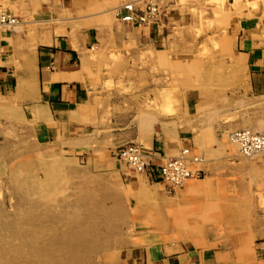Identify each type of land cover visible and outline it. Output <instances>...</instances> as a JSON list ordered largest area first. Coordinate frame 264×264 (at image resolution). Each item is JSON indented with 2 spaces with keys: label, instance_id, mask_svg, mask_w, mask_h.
Instances as JSON below:
<instances>
[{
  "label": "crops",
  "instance_id": "0c3cea01",
  "mask_svg": "<svg viewBox=\"0 0 264 264\" xmlns=\"http://www.w3.org/2000/svg\"><path fill=\"white\" fill-rule=\"evenodd\" d=\"M128 1L0 0V10L17 19L0 25V121L25 130L39 144L56 146L64 157L86 156L93 168L90 193L97 210L114 220L107 224L137 227L152 225L138 222L137 212L166 199V185L119 168L114 156L119 146L139 142L163 157L189 148L202 156L192 169L207 177L226 158L234 165L242 162L227 140L230 130L264 127V2L236 28L237 59L225 62L232 68L227 76L232 72L233 78L226 98L219 99L217 91L206 95L193 90L179 111L172 93L163 110L158 91L157 107L147 111L140 102L132 110L124 106L128 93L115 84L127 80L108 73L111 62H95L96 49L105 32L123 26L163 45L181 10L176 0H153L160 7L158 19L134 25L118 16ZM245 162L264 179V154ZM249 209L256 213L248 224H235L215 246L184 248L144 240L142 245L129 243L125 257L132 264H264V192L251 196Z\"/></svg>",
  "mask_w": 264,
  "mask_h": 264
},
{
  "label": "rangeland",
  "instance_id": "374dc122",
  "mask_svg": "<svg viewBox=\"0 0 264 264\" xmlns=\"http://www.w3.org/2000/svg\"><path fill=\"white\" fill-rule=\"evenodd\" d=\"M263 2L176 0L180 20L166 43L141 39L118 27L101 37L95 62H111L108 73L127 80L115 85L124 86L128 97L122 102L131 110L139 102L147 111L156 108L158 91L163 110V97L169 95L170 102L172 93L179 111L185 110V98L193 90L206 95L217 91L219 99L226 98L233 78L232 72L227 76L232 68L225 62L237 59L236 28ZM239 129L260 132L264 127H236L227 134L241 157L240 166L226 158L212 176L202 174L180 186H165L166 199L154 201L149 211L137 212L138 222L152 225L136 227L108 225L114 220L104 219L105 212L97 210L96 196L90 193L93 168L86 156L64 157L56 146L39 144L25 130L0 121V264H132L125 257L129 243L217 245L235 224H248L256 213L249 209L251 196L264 192L259 170L245 162L264 152H241L231 135ZM193 156L199 161L190 167L202 159L201 154ZM72 164L83 175L67 169ZM118 164L127 174L140 173ZM143 204L144 200L138 207Z\"/></svg>",
  "mask_w": 264,
  "mask_h": 264
},
{
  "label": "built area",
  "instance_id": "2783aa9c",
  "mask_svg": "<svg viewBox=\"0 0 264 264\" xmlns=\"http://www.w3.org/2000/svg\"><path fill=\"white\" fill-rule=\"evenodd\" d=\"M123 7L125 13L118 12L119 18L128 23H150L158 19L160 7L153 0H130ZM17 19L9 12L0 10V25L15 24ZM232 140L240 146L241 152L253 155L264 152V131L249 129L237 130L232 134ZM114 156L130 171L149 175L152 180L162 182L169 188L180 186L190 178L198 177L190 167L192 161H199L191 155L189 148H183L179 154L163 157L159 152L148 149L139 143L130 142L119 146Z\"/></svg>",
  "mask_w": 264,
  "mask_h": 264
},
{
  "label": "bare ground",
  "instance_id": "6f19581e",
  "mask_svg": "<svg viewBox=\"0 0 264 264\" xmlns=\"http://www.w3.org/2000/svg\"><path fill=\"white\" fill-rule=\"evenodd\" d=\"M25 85H27V84H25ZM28 87V86H27ZM171 93V92H170ZM170 93H166V94H170ZM165 93L163 94H161L162 96L163 95H166ZM170 96L169 95H166L165 97H163V98H165L163 101H165L166 103H164V105L166 106V108H168L169 107V102H168V98H169ZM204 98V97H203ZM170 99V98H169ZM1 100V99H0ZM162 101V102H163ZM216 106V105H215ZM21 108V107H20ZM178 108V107H177ZM178 110V109H177ZM13 111V110H12ZM170 116V115H169ZM85 118V117H84ZM170 125V124H169ZM168 128V127H167ZM176 128V127H175ZM240 130V129H239ZM174 131V130H173ZM236 131V130H235ZM83 134V133H82ZM86 135L84 134V137H85ZM167 136V135H166ZM87 137V136H86ZM82 138H83V136H82ZM204 138V137H203ZM84 139V138H83ZM86 141V140H85ZM84 142V141H83ZM86 142H88V141H86ZM81 143V142H80ZM89 143V142H88ZM137 143H139V142H137ZM82 144V143H81ZM204 144V143H203ZM70 163V162H69ZM73 163V162H72ZM71 164V163H70ZM65 165H67V164H65ZM65 167V166H64ZM69 168V170L70 171H72L73 173H75L76 175H83V174H80V173H82L81 171H79V170H77V168L75 167V166H73V164L70 166V167H68L67 166V169ZM140 174V173H139ZM141 175V174H140ZM138 176V175H137ZM138 181H140V179H138ZM140 182H144V181H140ZM27 185V184H26ZM256 229V228H255ZM263 229V228H262ZM59 234V233H58ZM261 234V233H260ZM56 240V239H55ZM52 242V241H51ZM54 244V243H53ZM28 247V246H27ZM30 247V246H29ZM3 249H4V247H2ZM3 249H1V250H3ZM31 249V248H30ZM26 251H28V250H26ZM32 251V250H31ZM45 251V250H44ZM4 253H6V252H4Z\"/></svg>",
  "mask_w": 264,
  "mask_h": 264
}]
</instances>
